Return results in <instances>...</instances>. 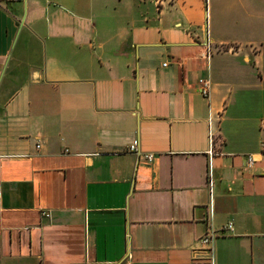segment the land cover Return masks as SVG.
Wrapping results in <instances>:
<instances>
[{
  "label": "crops",
  "instance_id": "obj_1",
  "mask_svg": "<svg viewBox=\"0 0 264 264\" xmlns=\"http://www.w3.org/2000/svg\"><path fill=\"white\" fill-rule=\"evenodd\" d=\"M0 182V264H264V0H0Z\"/></svg>",
  "mask_w": 264,
  "mask_h": 264
},
{
  "label": "built area",
  "instance_id": "obj_2",
  "mask_svg": "<svg viewBox=\"0 0 264 264\" xmlns=\"http://www.w3.org/2000/svg\"><path fill=\"white\" fill-rule=\"evenodd\" d=\"M11 1H19V0H11ZM211 88H212V85H211V82L208 78H205V77H202L198 80V89H199V92L201 93V95L205 98H208L211 94ZM131 152H135V153H139V147H138V144L137 143H133L131 146H130V149H129ZM146 159L149 161V162H152L154 160V155L152 154H149V155H146ZM248 162H249V165H252L254 160L252 157H248ZM2 194V191H1V182H0V196ZM44 216L46 217H49V213H43ZM232 229V224H229L225 227L224 231H227V230H231ZM217 237V234L214 233V232H209L207 235H205L202 239H201V243L203 245H206V246H209L213 243V241L215 240V238Z\"/></svg>",
  "mask_w": 264,
  "mask_h": 264
}]
</instances>
